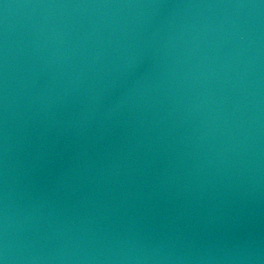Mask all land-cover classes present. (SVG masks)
<instances>
[{
  "label": "water",
  "instance_id": "water-1",
  "mask_svg": "<svg viewBox=\"0 0 264 264\" xmlns=\"http://www.w3.org/2000/svg\"><path fill=\"white\" fill-rule=\"evenodd\" d=\"M0 264H264V0H0Z\"/></svg>",
  "mask_w": 264,
  "mask_h": 264
}]
</instances>
